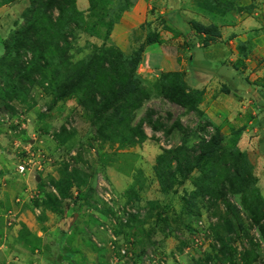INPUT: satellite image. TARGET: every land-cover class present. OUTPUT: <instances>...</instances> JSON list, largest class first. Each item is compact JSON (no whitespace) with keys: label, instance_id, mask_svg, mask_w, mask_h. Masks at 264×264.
<instances>
[{"label":"rangeland","instance_id":"374dc122","mask_svg":"<svg viewBox=\"0 0 264 264\" xmlns=\"http://www.w3.org/2000/svg\"><path fill=\"white\" fill-rule=\"evenodd\" d=\"M49 1L0 0V264L25 261L26 256L18 255L13 246L15 236L25 228L19 218L23 214L36 220L46 218L34 203L41 205L44 191L55 193L51 182L65 168L76 169L86 178L79 189L72 190L70 202L61 210L68 212L72 207L74 212L83 213L85 223L94 225L82 241L99 252V264H150V255L163 264H264V221L256 227L246 207L264 209L256 189L246 190L247 169L233 152L232 131L210 124L203 113L208 110L205 106L203 112L200 110L203 115L198 116L164 100L157 82L147 87L141 78L144 68L139 66L136 74L144 96L131 93L118 105L121 109L116 114L111 112L102 123L92 125L91 113L101 101L100 94L108 96L107 90L114 93L116 83L127 79L119 72L123 79L117 81V73L104 64L103 59L112 56L109 47L112 45L126 58L144 40L126 41L121 51L113 42L103 41L105 6L97 3L90 13L78 15L73 0H62V18L57 9L60 3L47 9ZM198 2L205 6L212 3L226 11L231 8L229 0ZM34 21L28 46L21 48L17 57L12 54L5 58L3 43ZM204 27L213 37L216 35L212 25ZM206 57L209 54L205 50H194L188 72L200 71L201 83L219 76L229 80L228 70L213 68ZM85 69L90 71L87 79L92 88L56 100L53 87L76 73L84 77ZM137 100L142 101L138 110H122L128 104L136 106ZM130 118L131 126L145 135L143 140L125 132L124 125ZM111 122L118 124L117 129L108 125ZM215 129L227 149L225 154L187 174L200 146ZM30 145L32 150L40 148L45 153L46 162L42 172L20 175L15 171L19 151ZM164 154L159 165L157 158ZM251 175L255 177L254 170ZM88 176L91 179L87 182ZM35 177L42 178L41 186ZM213 178L215 182L211 183ZM23 180L29 181L31 189ZM208 187L214 193L206 191ZM37 188L40 193L35 197ZM95 230L103 233L100 241ZM56 245L51 248L48 244L47 252L54 257L65 254L63 242L59 249ZM123 247L128 248L127 259L115 254Z\"/></svg>","mask_w":264,"mask_h":264},{"label":"crops","instance_id":"0c3cea01","mask_svg":"<svg viewBox=\"0 0 264 264\" xmlns=\"http://www.w3.org/2000/svg\"><path fill=\"white\" fill-rule=\"evenodd\" d=\"M229 2L231 8L226 11L212 3L201 5L198 0H104L108 10L114 14L118 12L109 39L121 51L124 42L139 37L145 41L153 33L162 41L145 46L141 56L139 67L145 71L141 78L147 87L153 86L162 74L180 73L190 90L202 93L199 108L201 111L202 106L208 108L202 112L210 124L229 132L242 131L237 147L253 165L257 188L264 200V0ZM75 5L80 13H86L90 7L89 0H75ZM192 24L212 25L219 37L202 46L200 43L205 35H196ZM202 49L209 54L207 63L213 68L228 70L229 80L219 76L201 83L200 71L188 72L193 51ZM34 179L43 181L41 177ZM23 181L29 186V181ZM39 193L37 188L33 194L38 197ZM45 216L36 220L23 214L19 218L35 246L30 247L26 238L15 236L13 246L18 255L26 256L20 264L100 263L99 252L83 244L88 229L91 233L94 230L89 221L85 223L83 213H76L71 207L61 216L49 212ZM64 224L67 226L63 227ZM95 232L100 241L103 233ZM54 239L57 243H53ZM62 242L61 249H67L65 254L54 257L53 253L47 252L48 244L51 248L57 244L56 249H59Z\"/></svg>","mask_w":264,"mask_h":264},{"label":"trees","instance_id":"16d2710c","mask_svg":"<svg viewBox=\"0 0 264 264\" xmlns=\"http://www.w3.org/2000/svg\"><path fill=\"white\" fill-rule=\"evenodd\" d=\"M59 2L57 3V0H50L47 5V9L50 8L52 5H57L60 3V7L58 6V12H59V17H64L65 15V6L62 5V0H58ZM75 2V0H73ZM90 2V7L87 13H90V10L92 11V8L98 4L105 6L106 11H104V14L102 16V22L104 23L105 27V34L103 37L104 43L110 42V34L113 30V26L115 22L118 20V12L115 14L112 13V11L108 10L106 7V3H104V0H89ZM95 4V5H94ZM76 10V9H75ZM78 15H81L82 13L78 12ZM121 12V11H120ZM119 12V13H120ZM43 13V12H42ZM34 23L35 21L29 25L28 27L22 29L16 36L8 41L3 43V49L5 52V58L10 57L12 54L15 55V57L18 56L19 51L21 48L28 46L29 42L28 39L31 38L32 33L34 32ZM199 26V27H198ZM201 27V28H200ZM193 31L195 32L196 35L204 34L205 39L202 40L200 43L202 46H207L209 42L215 40L216 38L219 37V35L216 33V29L214 27H210L214 29L216 33V37L212 36L210 34V30L207 31V27L197 25V24H192ZM162 41L159 39V37L153 33L150 34L146 37L144 44L134 52V54L127 56L125 58V55L121 54V52L110 46L109 48H112V56L111 59H103V62H106L104 64L108 65L111 67V71L113 73H117V81H119V78L125 76L127 79L123 81V83H116V91L113 93L112 91L107 90L108 96H105V94H100L101 101L97 105H95L94 111L91 113L92 118H91V123L92 125H98L99 123H102L104 119L115 112V114L121 109L118 108V105L123 102V100L128 98L131 93H140L139 95L144 96L142 93V81L141 79L137 76L136 71L137 68L141 62V56L144 51V47L151 45V44H161ZM114 52L115 55L119 58L114 57ZM106 54L110 55L111 52L106 51ZM124 56V57H122ZM38 57L40 60H44V57L39 53ZM11 58V57H10ZM125 58V60H123ZM128 66V70H123L124 65ZM86 75L84 77H78V74H74L72 76H68L67 79L63 82H61L59 85L57 84L55 87H53L54 91V96L56 100H62L68 95H74L75 92L78 90L80 91L81 89H91L92 85H90L89 80L87 79L88 75H90V71L88 69L84 70ZM119 72L122 73L121 76H119ZM57 79V78H56ZM123 79V77H122ZM172 80L176 81L175 83L172 82ZM157 83L161 86L160 90V95L161 97L168 101L169 103L185 110L187 113H193L198 116H202L203 113L200 111L199 106L201 104V99H202V93L197 90H190L184 80H183V75L180 73H166L162 74L157 81ZM157 84V85H158ZM94 89V88H93ZM143 100V99H142ZM142 101L137 100L136 106L134 105H127L126 107H123L122 110L130 109L133 111H136L140 108ZM112 112V113H111ZM131 119V118H130ZM131 120L127 121V123L124 125L125 126V132L129 133V135L133 138H138V140H143L145 138V135L139 130V129H134L131 126ZM110 127H113V129H117V125L115 123H109L108 124ZM112 125V126H111ZM127 125V126H126ZM172 130V129H170ZM115 132V131H113ZM215 133L209 138L208 141L204 142L199 149V155L195 159L194 165L189 168L187 171V174L192 172V169L195 168H201L204 163L213 161L214 159H217L220 155L225 154L226 150L225 147H223L222 144V137L219 134V131L215 129ZM235 138L234 144H235V149L233 152H235L236 155L239 156L240 160L242 161V164L246 167L247 169V177L249 179V187L246 190H249L250 187H253L257 191V196L258 200L262 203L263 209H264V200L260 196L259 190L257 188V179L256 177L251 175V171L253 173V166L250 164L247 155L244 152H241L239 148L237 147V143L240 139V135L242 133L241 130L237 131H232L231 132ZM108 138V137H106ZM62 143V142H61ZM167 154V153H165ZM165 154L161 155L157 158V163L159 165L163 164V161L165 159ZM234 154V155H235ZM229 157L233 158V155L230 153L227 154ZM169 164V163H168ZM176 168L180 169V165L177 164ZM158 177L160 174H157ZM214 177V176H213ZM86 176L83 175L80 171L76 169H63L59 173V178L56 180H52L51 186L54 190L55 193H50L48 191H44V199L41 202V205L34 203V206L37 208H41L43 213H52L56 216H61L63 214V211L61 210L62 205L65 203L68 204L72 198V190L73 189H79L81 185L84 183ZM91 177L88 176L87 182L90 181ZM42 181H40L38 184L40 185ZM215 182V179L213 178L212 182ZM38 185V186H39ZM41 186V185H40ZM209 193H214V190H212V187H208L206 189ZM43 193V192H42ZM246 210L249 214V218L251 222L256 226L260 227V223L264 221V212L262 211H257L252 209L251 207H246ZM226 226H230L229 223H226ZM264 235V232H263ZM20 238H26L28 240V244L30 247H35L31 244L30 241V235L26 231L25 228H23L21 234L19 235ZM252 261H249L247 264H251Z\"/></svg>","mask_w":264,"mask_h":264},{"label":"built area","instance_id":"2783aa9c","mask_svg":"<svg viewBox=\"0 0 264 264\" xmlns=\"http://www.w3.org/2000/svg\"><path fill=\"white\" fill-rule=\"evenodd\" d=\"M34 140H33V143L36 142V140L35 141ZM31 147H32L31 145L26 146V147L21 148L19 151V154H21V155H20V159H19L18 163L15 165V171H16V173H18L20 175L26 174V173L42 172V170H43L44 164L46 162L45 153L43 151H41L40 148H34V150H32ZM106 196H107V198L110 199V197L108 195H106ZM107 233L110 234L111 240H113V242H115V239L112 237L111 231L109 229H108ZM194 242H195V244H198V240H195ZM111 249L114 250L113 247ZM115 254L118 255V257H120V258L127 259L128 257H130L128 255V248H126V247H123L119 251H116ZM149 259H150V264H163L162 261H160L158 258H156L153 255H150Z\"/></svg>","mask_w":264,"mask_h":264}]
</instances>
